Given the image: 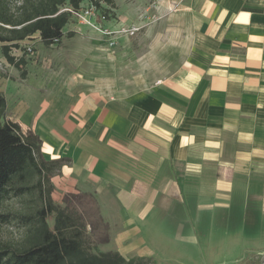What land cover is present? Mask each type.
<instances>
[{"label":"crops","instance_id":"0c3cea01","mask_svg":"<svg viewBox=\"0 0 264 264\" xmlns=\"http://www.w3.org/2000/svg\"><path fill=\"white\" fill-rule=\"evenodd\" d=\"M113 2L100 25L138 31L72 19L23 76L0 74L9 118L63 160L51 183L95 197L112 245L156 262L132 237L161 216L264 237V0H154L152 25L149 8L135 20L131 0Z\"/></svg>","mask_w":264,"mask_h":264},{"label":"trees","instance_id":"16d2710c","mask_svg":"<svg viewBox=\"0 0 264 264\" xmlns=\"http://www.w3.org/2000/svg\"><path fill=\"white\" fill-rule=\"evenodd\" d=\"M82 1L0 0V51L7 62L23 76L21 66L25 65V59H16L9 53L10 49L20 47L21 41L36 34L44 46L53 45L55 40L58 44L63 28L71 21L69 13L60 12V8L64 5L76 8ZM107 2L112 5V0ZM9 115L6 100L0 93V205L10 196L31 194L36 189L41 203L32 212L17 215L0 209L1 223L17 218L26 228L19 247L0 246V264H148L152 260L149 257L126 258L117 251L92 252L85 246V227L71 204L83 201L91 204L106 231L108 225L99 213L95 197L86 192L68 194L64 198L66 206L56 205L50 197V176L63 160L45 159L39 137L31 130L23 132ZM50 215L52 227L47 222ZM108 239L106 234L99 242L106 243Z\"/></svg>","mask_w":264,"mask_h":264},{"label":"rangeland","instance_id":"374dc122","mask_svg":"<svg viewBox=\"0 0 264 264\" xmlns=\"http://www.w3.org/2000/svg\"><path fill=\"white\" fill-rule=\"evenodd\" d=\"M131 1L134 8V16H136L135 20L139 18L140 12H144L145 7H147L149 11L147 10L145 13L150 19L149 25L154 24L156 21V19H154L156 14L153 13V9L150 5L154 0ZM114 3L115 2L112 0L113 5ZM27 41L28 42L20 43L21 48L12 47L9 51L16 59L24 57L26 63L30 60H37V47L39 48L40 46L42 49H45V54H50L53 52V49L58 47L57 45L43 47L41 44H38L39 41L36 39H27ZM27 43L32 46V52L30 53L23 49ZM0 68L1 76H6L7 68H12L1 51ZM22 68H25V65H22L21 69ZM149 69H152V71H150V73L148 72L147 75L153 77V69L155 68ZM50 177H52V175ZM55 181L56 180H52L53 183H51L52 190L50 197L56 205L64 207L67 205V203L64 202V198L68 194L73 193L62 192L58 189V185H56L57 183ZM16 184L20 183L16 182ZM40 203L38 190L36 189L31 194L8 197L2 202L0 209L17 215L34 211L40 207ZM71 205L74 207V210H76L75 212L78 215L77 218L79 222L83 228L85 227V246L90 251H115L118 249L123 251L126 258L136 255L134 250H126V246H122L121 244L116 243V245H112V242H99L106 234H108V241H110L111 233L108 224V230H104L105 228L98 221L95 208L91 206V204L83 201L82 204L73 202ZM173 219L174 218L169 216L154 217L149 225V229H147L148 227L144 228L143 231L139 234H134L132 237V240L136 244L139 240L142 241L140 248L146 250L149 255H152L159 264H264V259L262 261L260 260L264 257V237L260 236L261 234H258L255 238L256 240H254L247 236L243 238L241 237L242 235L237 233H206L203 232L200 227L196 229L192 228L191 232L186 230L180 233L178 228L173 226ZM47 222L49 226L52 227V215L48 216ZM92 225L94 229H92ZM25 230V226H23L17 218L12 219L8 223L0 222V246L7 245L11 248L19 247ZM154 262L155 261L152 259L148 264H157Z\"/></svg>","mask_w":264,"mask_h":264},{"label":"built area","instance_id":"2783aa9c","mask_svg":"<svg viewBox=\"0 0 264 264\" xmlns=\"http://www.w3.org/2000/svg\"><path fill=\"white\" fill-rule=\"evenodd\" d=\"M59 11L68 12L71 16V20L74 19L78 24L98 31L104 36H111L113 34H133L140 28L139 25L122 27L115 31L103 28L99 22L105 20L108 16H110V12L112 11L111 6L107 2V0H83L76 8H73L69 5H64L60 8ZM56 44L57 40L54 41L53 45ZM113 44H115V41L113 39L108 41V46H112ZM23 49H25V51L28 53L32 52V46L29 43H27V45H25ZM263 259L264 257L260 260L262 261Z\"/></svg>","mask_w":264,"mask_h":264}]
</instances>
